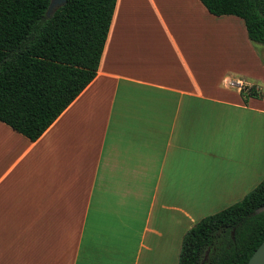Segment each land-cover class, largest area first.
I'll list each match as a JSON object with an SVG mask.
<instances>
[{"label":"crops","instance_id":"obj_1","mask_svg":"<svg viewBox=\"0 0 264 264\" xmlns=\"http://www.w3.org/2000/svg\"><path fill=\"white\" fill-rule=\"evenodd\" d=\"M230 17L118 0L96 78L42 137L0 122V264H179L191 228L261 184L264 97L245 104L238 83L264 80L225 63L247 34L200 55Z\"/></svg>","mask_w":264,"mask_h":264},{"label":"trees","instance_id":"obj_2","mask_svg":"<svg viewBox=\"0 0 264 264\" xmlns=\"http://www.w3.org/2000/svg\"><path fill=\"white\" fill-rule=\"evenodd\" d=\"M0 0V122L39 140L96 78L118 0ZM214 16L244 20L264 45V0H200ZM245 104L262 99L244 85ZM264 180L240 202L208 216L184 236L179 264H247L264 242Z\"/></svg>","mask_w":264,"mask_h":264},{"label":"rangeland","instance_id":"obj_3","mask_svg":"<svg viewBox=\"0 0 264 264\" xmlns=\"http://www.w3.org/2000/svg\"><path fill=\"white\" fill-rule=\"evenodd\" d=\"M160 6H161V8L164 11L167 10V8H165L163 5H160ZM189 6H190V3H186V4L185 3H179V4H177V7H176V9L178 10L177 14L179 15L178 17L183 19L187 24L190 22L192 25H194V20H195L194 19V15L192 16L191 13H189V11L187 10V7H189ZM194 10L195 9L192 10L193 14L195 12ZM230 18L228 19V21H224L223 25H216L215 28L222 30V32H220L221 36H217L216 37L215 33H214V35H210L208 33L207 35H205L203 37V43H202L201 49H200V55L204 57L202 62L207 63V62H210V60H211V62L214 61L213 59H211L213 56L212 55L209 56V53H213L215 51H213V50L209 51V50H206V49L209 48V46H211V45H216L218 40H219V38L222 40L221 46L224 49V46H225L224 39L226 40L228 38L227 34H229L230 38H231V35H234V34L238 35L237 32L232 34L230 31L229 32L226 31L227 29H231V31L233 29H237L239 31V33L241 34V37H242V33L243 32H246L245 34H247V30H246V26H245L244 20L239 19V18H237L238 20H233L236 17H232V16ZM199 22H200V25H199L200 30L206 31L207 29H209V30L212 29V27L208 24V22L206 20H200ZM158 23H159V21H158ZM187 24H186V26H187ZM216 38H218V39L216 40ZM241 44H242V42H241ZM246 46H247V52L246 53H244L243 52L244 50H242L243 48H241L240 51H239V55L232 56L229 61H228V59H225V63L226 62H230L231 66L232 65L237 66L238 69H241L240 71L248 73L251 77H257V78L260 77V78H262L264 80V71H260L258 69V67L257 68L255 67V65L253 64L252 53H251V51L248 48V47H252V46L256 47V49L258 50V53H259V49H260V52H262V53H259V54H260V56L262 58V62L264 63V45H258V44L256 45V44L252 43L249 40L248 34H247V44H246ZM206 59H210V60L207 61ZM213 71H215L214 68H213ZM206 72H209V71H206ZM216 75H218V74H216ZM236 78H239V77H236ZM231 79L234 82L238 81L237 79H235V77H232ZM216 80H217L216 76L214 75L213 77L208 79V82L209 83H212V82L214 83V82H216ZM240 84L247 85L244 81H242V83H240ZM258 85L261 87L262 92H263V97H264V81L259 82ZM234 89L235 90H233V91H236V88H234Z\"/></svg>","mask_w":264,"mask_h":264},{"label":"water","instance_id":"obj_4","mask_svg":"<svg viewBox=\"0 0 264 264\" xmlns=\"http://www.w3.org/2000/svg\"><path fill=\"white\" fill-rule=\"evenodd\" d=\"M68 3V0H52L46 16L51 18L59 9L64 7ZM264 211V208L257 210L255 214H260ZM247 264H264V242L259 246V248L255 251L253 256L250 258Z\"/></svg>","mask_w":264,"mask_h":264},{"label":"built area","instance_id":"obj_5","mask_svg":"<svg viewBox=\"0 0 264 264\" xmlns=\"http://www.w3.org/2000/svg\"><path fill=\"white\" fill-rule=\"evenodd\" d=\"M240 83H242V82H239L238 85H240V87L242 88L244 86V84H240Z\"/></svg>","mask_w":264,"mask_h":264}]
</instances>
